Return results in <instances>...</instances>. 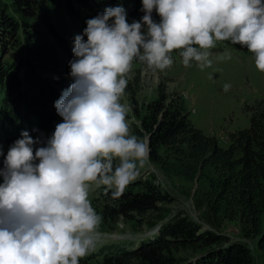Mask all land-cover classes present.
I'll use <instances>...</instances> for the list:
<instances>
[{
    "label": "clouds",
    "instance_id": "9594fccd",
    "mask_svg": "<svg viewBox=\"0 0 264 264\" xmlns=\"http://www.w3.org/2000/svg\"><path fill=\"white\" fill-rule=\"evenodd\" d=\"M141 10L131 23L122 5L87 19L74 38L73 83L54 104L62 122L46 141L22 131L6 156L0 144V264H79L95 251L102 217L91 187L119 198L150 158L122 103L135 62L163 72L178 50L185 67L203 69L231 41L264 72V0H142Z\"/></svg>",
    "mask_w": 264,
    "mask_h": 264
},
{
    "label": "trees",
    "instance_id": "16d2710c",
    "mask_svg": "<svg viewBox=\"0 0 264 264\" xmlns=\"http://www.w3.org/2000/svg\"><path fill=\"white\" fill-rule=\"evenodd\" d=\"M117 5L126 9L128 21L141 20L144 15L142 0H0V130L4 129V134L20 137L26 128L34 133L46 128L50 117H61L54 104L73 83L69 61L74 59V38L83 33L87 19ZM152 17L159 22L155 11ZM221 42L242 48L231 41ZM8 47L13 49L12 60L7 58L2 65L1 53ZM27 61L31 65L22 92V82L11 84L6 76L9 69L19 70ZM49 67L57 70L53 80L32 75L38 68ZM53 82L64 88H56ZM45 85L49 87L50 115L40 99ZM164 89L161 86L159 92L165 93ZM143 108H135L141 127L134 122L131 127L138 137H148L150 159L167 175L206 180L210 203L225 218L240 219L247 237H258L264 262V97L248 106L250 126L233 132L227 146L194 125L183 96L169 100L161 94ZM48 131L52 134L55 128L51 126ZM136 185L139 187L126 190L119 198L110 190L102 193L104 199L115 202L102 206L103 224L157 211L159 203L171 201V196L153 182L139 181ZM182 250L201 251L192 264H257L248 245L202 230L185 216L169 220L158 234L139 246L119 251L103 248L79 264H178L177 254Z\"/></svg>",
    "mask_w": 264,
    "mask_h": 264
},
{
    "label": "rangeland",
    "instance_id": "374dc122",
    "mask_svg": "<svg viewBox=\"0 0 264 264\" xmlns=\"http://www.w3.org/2000/svg\"><path fill=\"white\" fill-rule=\"evenodd\" d=\"M6 50L1 53L2 65L6 64L7 58L12 60L13 49L8 47ZM210 52L212 65L203 69L194 61L191 66L185 67L178 50L172 53V67L163 72L154 73L147 69L146 65L140 62L134 63L131 79L128 81L122 100V103H126L130 108L129 121L141 127V118L135 114V108L144 110L143 107L147 103L161 94L167 96L169 100L183 96L194 125L206 134L215 136L222 146H227L233 132L250 126L251 114L248 106L264 97V72L257 70L254 54L246 47L234 48L232 45L218 42ZM229 54L231 58H227ZM31 61L36 64V60L32 57ZM30 65L27 61L19 70L17 67L9 69L6 80H10L11 84L17 81L24 84L26 81L24 75H27ZM52 68L39 69L32 75L36 77L37 74H41L53 80L57 70ZM23 84H21L22 88ZM225 84L231 85L227 92L223 90ZM53 85L58 89L64 88L58 84L53 83ZM161 86L165 87V93L159 92ZM51 121L47 123L46 128L32 132L30 136L46 141L52 135L48 128L51 126L55 128L56 124L62 122V117ZM5 141L6 136L0 132V142ZM39 146L43 145H36ZM139 181L153 182L171 196V201L159 203L160 209L157 211L134 215L132 218L121 217L115 224L101 222L95 234L96 248L92 253L103 248H108V251L110 248L112 251L134 248L153 238L157 230L169 220L185 216L199 224L202 230L220 233L232 241L245 243L253 251L257 264H264L258 237H247L240 219L229 220L213 207L206 196L209 189L206 180L188 181L182 176L167 175L160 165L149 158L148 164L141 169L139 179L131 183L126 190L138 188L139 185L136 183ZM105 191L107 190L104 186L96 188L93 185L90 189L92 206L99 215L103 205L107 203L112 206L115 203L104 199L102 193ZM200 253L201 251L182 250L177 254L178 264H192Z\"/></svg>",
    "mask_w": 264,
    "mask_h": 264
},
{
    "label": "bare ground",
    "instance_id": "6f19581e",
    "mask_svg": "<svg viewBox=\"0 0 264 264\" xmlns=\"http://www.w3.org/2000/svg\"><path fill=\"white\" fill-rule=\"evenodd\" d=\"M157 232H158V230H157ZM157 232H156V233H157ZM156 233H155V234H156Z\"/></svg>",
    "mask_w": 264,
    "mask_h": 264
}]
</instances>
